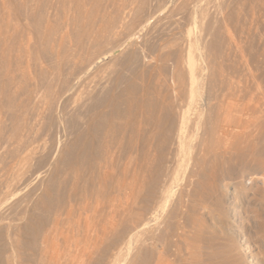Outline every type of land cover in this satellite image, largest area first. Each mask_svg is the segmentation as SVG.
I'll list each match as a JSON object with an SVG mask.
<instances>
[{
	"label": "rangeland",
	"instance_id": "obj_1",
	"mask_svg": "<svg viewBox=\"0 0 264 264\" xmlns=\"http://www.w3.org/2000/svg\"><path fill=\"white\" fill-rule=\"evenodd\" d=\"M188 57L202 75L200 99L215 105L197 106L196 140L222 109L240 152L206 156L203 176L197 167L192 177L201 164L194 138L180 181H170L169 134L187 108ZM137 169L146 182L133 189ZM263 172L264 0H0V264H36L44 236L53 258L69 251L82 256L76 264H108L104 253L118 241L115 264H153L158 228L168 264H264ZM162 186L173 189L164 206ZM69 201L73 213L56 230L54 214ZM137 219L148 227L131 229Z\"/></svg>",
	"mask_w": 264,
	"mask_h": 264
},
{
	"label": "bare ground",
	"instance_id": "obj_2",
	"mask_svg": "<svg viewBox=\"0 0 264 264\" xmlns=\"http://www.w3.org/2000/svg\"><path fill=\"white\" fill-rule=\"evenodd\" d=\"M123 7V6H122ZM121 7V8H122ZM116 48V47H115ZM115 51H118V49H112V51L111 52H109V53H112V52H115ZM190 55V54H189ZM188 67H189V85H188V102H187V108H186V110L180 115V117H179V122L177 121V126L176 127H174V129H172V130H170L171 131V134H169L170 133V131H169V135H171V137H170V140H171V138H172V144H173V146H174V149H173V152H172V154L171 155H169L170 157L172 156V160L171 161H173V165H175L176 164V166L177 167H175L174 168V173H172L171 172V170H170V172L174 175V177L173 178H171V176H170V178H171V180L170 181H174V180H176V181H178L176 178H175V175H176V177H178L177 176V174H176V172L178 171V167L180 166L179 164H182V159L186 156V155H188L189 153H190V151H192V149L194 148V146L192 145V142H193V140H194V138H195V140H196V137H195V131H197V130H199L200 128H201V126H202V120H203V112L204 111H199L198 110V105H200L201 104V106L203 105V107H206L207 105H209V107H210V105L212 104V106H215L213 103H211V104H207V103H205V104H203V97H202V99H200L201 98V96H200V94L197 92V89H196V87H195V84H196V80H197V76H202V75H197V73L199 72V70H198V68L196 67V65H195V63H194V60H192V58L191 57H188ZM198 70V71H197ZM200 74H201V70H200ZM211 90V89H210ZM211 92V91H210ZM209 92V93H210ZM212 93V92H211ZM208 95V94H207ZM206 95V96H207ZM213 96L214 95H211V96H207V99L205 100V102H207L208 101V97H209V99L210 100H212L213 99ZM210 97H212V99L210 98ZM214 101V100H213ZM200 102H202V103H200ZM40 103H42V101L40 102ZM211 106V107H212ZM216 106H217V104H216ZM221 107V106H220ZM222 108V107H221ZM206 109V108H205ZM207 109H209V108H207ZM213 109V108H212ZM216 109H220V108H216ZM202 110V109H201ZM221 110L222 109H220L219 110V113L218 114H215L216 112H211L213 115H216V116H213V118H211V116H210V118H211V120H209V122H208V126H207V129H206V131L204 132V134L202 135V136H204V140H202L200 143H198L199 141L198 140H196L197 141V143L195 142L194 144H195V146H196V144H198L197 145V148L196 149H198V150H200V155H199V159H200V165H199V161L198 162H195V164H194V168H195V170H192L191 172H195L196 171V168L198 167V169H204V166H206L204 163H208V164H210L209 163V161H207V162H205V160H208L207 158H206V156H208V155H212L211 157H213V156H217V158H218V156L220 157H225V156H227V155H230L233 151L236 153L237 151L238 152H240L239 150L240 149H238V150H236L238 147H239V145H237L235 142H233V141H235V139H233V140H231V138H229L231 135H232V133H233V130L232 129H235V128H233V126L228 122V120H226V118H228L229 119V117L228 116H225L224 117V112H223V110H222V112H221ZM207 111V110H206ZM211 111V110H210ZM191 112V113H190ZM142 111L139 113V116H141L142 114ZM209 113V112H208ZM206 115V114H205ZM208 115V114H207ZM211 115V114H210ZM138 116V115H137ZM142 117V116H141ZM141 119V118H140ZM231 120V119H230ZM229 120V121H230ZM239 120V119H238ZM139 121H141V120H138V122ZM241 121V120H240ZM137 122V123H138ZM191 122H192V128H193V131L192 132H187V128H189L190 127V125H189V123L191 124ZM205 122V121H204ZM206 123V122H205ZM242 123V122H241ZM207 124V123H206ZM245 124V123H244ZM140 125H142V122H139L138 123V130L140 131ZM237 125V124H236ZM145 126V125H144ZM155 126V125H154ZM169 126V125H168ZM189 126V127H188ZM247 126V125H246ZM146 127V126H145ZM142 128V127H141ZM148 128V127H147ZM173 128V127H172ZM149 129V128H148ZM154 129V128H153ZM190 129V128H189ZM142 130V129H141ZM165 130V129H164ZM163 130V131H164ZM239 130H241V129H239ZM204 131V130H203ZM234 132H235V130H234ZM241 132V131H240ZM149 133H151V131L149 132ZM198 133H199V131H198ZM197 133V134H198ZM236 133V135H238L237 134V132H235ZM249 133V132H248ZM247 133V134H248ZM164 134V133H163ZM196 134V135H197ZM243 134V133H242ZM234 135V134H233ZM246 135V134H245ZM240 135H238L237 137H239ZM243 136V135H242ZM242 136L241 137H239V138H237L235 135H234V137H236V139H238L237 140V142H239V140H241V138H242ZM250 136V135H249ZM248 136V137H249ZM254 136V135H253ZM149 137V136H148ZM198 137V136H197ZM251 137V136H250ZM168 139H169V137H167ZM228 138H229V140H228ZM233 138V137H232ZM244 138V137H243ZM242 138V139H243ZM245 139V138H244ZM243 139V140H244ZM232 141V143H231V141ZM243 140L241 141L242 143H243ZM248 140V139H247ZM228 141H230V142H228ZM241 142H239V143H241ZM145 143V142H144ZM233 143H235L234 144V146H232L233 145ZM249 144V143H248ZM150 145V144H149ZM144 146V145H143ZM146 146V145H145ZM236 146V147H235ZM255 147V146H254ZM147 148H149V146H147ZM147 148H146V150H147ZM242 149V148H241ZM236 150V151H235ZM242 150H244V149H242ZM246 150V149H245ZM244 150V151H245ZM249 150V149H248ZM148 151H151L150 150V148H149V150H147V152ZM253 151H254V149H253ZM193 152V151H192ZM191 152V153H192ZM197 153H198V151H196ZM237 152V153H238ZM243 152V151H242ZM241 152V153H242ZM149 153V152H148ZM239 154V153H238ZM168 155V154H167ZM190 155V154H189ZM196 155V154H195ZM168 156V157H169ZM191 156V155H190ZM190 156H188V157H190ZM196 157V156H195ZM220 157V158H221ZM223 157V158H224ZM163 158V157H162ZM188 159V158H187ZM191 159V158H190ZM212 159V158H211ZM106 160V159H105ZM164 160H166L165 158H164ZM163 160V161H164ZM183 160H186V158L185 159H183ZM215 160V159H214ZM170 161V162H171ZM181 162V163H180ZM166 163H167V160H166V162H165V165H166ZM198 163V164H197ZM258 163V162H257ZM163 164V163H162ZM168 164H169V161H168ZM168 164H167V166H168ZM184 164V163H183ZM165 165H163V166H165ZM204 165V166H203ZM262 165V164H261ZM163 166H162V168H163ZM166 166V167H167ZM138 167H140V165L138 166ZM181 167V166H180ZM183 167V166H182ZM184 167H186L185 165H184ZM207 167H210V166H208L207 165ZM142 168V167H141ZM167 168H169V166L167 167ZM133 169V168H132ZM143 169V168H142ZM161 169V168H160ZM166 169V168H165ZM169 169H171V167L169 168ZM180 169H184V168H180ZM197 169V170H198ZM201 169H200V171H201ZM104 170V169H103ZM163 170V169H162ZM161 170V172L162 173H167V170H166V172H163ZM205 170V169H204ZM212 170V169H211ZM260 170V169H259ZM72 171V170H71ZM91 171V170H90ZM124 171V170H123ZM141 172H142V170L141 169H137L136 171H134L132 174H131V177H130V180L132 181L131 182V186H132V188L133 189H135V188H137L139 185V183H140V179L142 178L141 177ZM169 172V173H170ZM179 172V173H178ZM177 173L178 174H180V172H181V170L180 171H178ZM184 172V171H183ZM204 172V171H203ZM212 172H213V170H212ZM105 173V172H104ZM109 173V172H108ZM120 173V172H119ZM143 173H144V171H143ZM198 173H202V171L201 172H198ZM197 173V171H196V173L192 176V177H195L196 176V174H198ZM210 173H211V171H210ZM264 173V172H263ZM117 174V173H116ZM124 174V173H123ZM192 174V173H191ZM203 174L204 173H202V176H203ZM71 175V174H70ZM110 175V174H109ZM168 175V174H167ZM184 175V174H183ZM199 175V174H198ZM201 175V174H200ZM106 176V178L108 179H110V177L108 176V174L107 173H105V175H104V177ZM130 176V175H129ZM142 176H143V174H142ZM159 176H161V177H159V178H162V179H164L163 178V176H164V174H160ZM209 176H211V174L209 175ZM78 177V176H77ZM103 177V178H104ZM153 177V176H152ZM102 178V179H103ZM168 178H169V176H168ZM188 178V177H187ZM198 178V177H197ZM196 178V179H197ZM98 179V178H97ZM108 179V180H109ZM185 179V178H184ZM100 180V179H99ZM104 180V179H103ZM154 180H156V179H154ZM189 180V179H188ZM194 180V179H193ZM105 181V180H104ZM142 181H144L143 180V178H142ZM157 181H162V180H157ZM156 181V182H157ZM180 181V180H179ZM112 182V181H111ZM114 182H116V181H114ZM144 182H146V181H144ZM188 182V181H187ZM187 182H186V184H187ZM191 182V181H190ZM199 181H198V179H197V181L195 182L196 184L198 183ZM207 182V181H206ZM96 183V182H95ZM107 183V182H106ZM118 184H123V183H119V182H117ZM116 183V184H117ZM164 183V182H163ZM172 183L173 182H170V185L172 186ZM93 184V183H92ZM129 184V183H128ZM144 184H146V183H144ZM155 184V183H154ZM162 184V183H161ZM189 184V183H188ZM187 184V188H188V185ZM207 184L209 185V183L207 182ZM227 184V183H226ZM120 185H118V186H120ZM125 185V184H124ZM141 183H140V186L138 187V188H141ZM157 185V184H156ZM155 185V186H156ZM159 185H160V183L158 184V187H159ZM181 185V184H180ZM179 185V186H180ZM192 185V184H191ZM190 185V186H191ZM198 185V184H197ZM202 185V184H201ZM93 186V185H92ZM107 186V185H106ZM123 186V185H122ZM121 186V187H122ZM227 186V185H226ZM116 187V186H115ZM114 187V188H115ZM120 187V188H121ZM124 187V186H123ZM153 187V186H152ZM157 187V186H156ZM163 187V189L161 190V196L159 195V198H157L158 200L160 199V203L162 202V203H166L167 202V200H169L168 198L169 197H171L170 195H169V193L174 189V183H173V189L172 190H170V192H169V187H165L164 188V186H162ZM178 187V186H177ZM192 187V186H191ZM190 187V188H191ZM200 187H202V186H200ZM203 187H204V185H203ZM207 187H209V189H210V187H211V185L210 186H207ZM206 187V188H207ZM105 188V187H104ZM118 188V187H117ZM159 188H161V186L159 187ZM186 188V189H187ZM205 188V187H204ZM203 188V189H204ZM227 188V187H226ZM96 189V188H95ZM116 189V188H115ZM130 189V188H129ZM151 189V188H150ZM153 189V188H152ZM151 189V190H152ZM80 190V189H79ZM112 190V189H111ZM138 190H141V189H138ZM138 190H137V192H138ZM154 190H156V189H154ZM175 190V189H174ZM191 190V189H190ZM189 190V191H190ZM194 190V189H193ZM93 191V190H92ZM160 191V190H159ZM187 191V190H186ZM184 192V193H187V192ZM188 191V192H189ZM210 191V190H209ZM228 191V190H227ZM130 192V191H129ZM140 192V191H139ZM138 192V193H139ZM174 192V191H173ZM193 193H194V191H192ZM192 192H190L191 193V195H192ZM71 193V192H70ZM79 193V192H78ZM85 193V192H84ZM98 193H99V191H98ZM106 193V192H105ZM109 193H110V190H109ZM128 193V192H127ZM154 193V192H153ZM156 193V192H155ZM154 193V194H155ZM211 193V192H210ZM113 194V193H112ZM188 194V193H187ZM187 194H183L182 192H181V196L183 195H185V196H187ZM203 194V193H202ZM77 195V194H76ZM76 195L74 194V196L76 197ZM86 195V194H85ZM85 195H83V196H85ZM123 195V194H122ZM132 195H133V193H132ZM150 195V194H149ZM174 195V194H173ZM190 195V194H189ZM196 195V194H195ZM73 196V195H72ZM193 196H194V194H193ZM77 197H79V195H77ZM86 197V196H85ZM150 197V196H149ZM158 197V196H157ZM174 197V196H173ZM172 197V198H173ZM177 197H179L178 199H179V201H180V196H177ZM187 197H189V196H187ZM187 197H184L185 199H187ZM196 197V196H195ZM195 197L193 198V197H189V198H191L192 200H195ZM72 198H74V197H72ZM80 198H82L81 197V195H80V197L78 198V199H80ZM89 198H90V196H89ZM184 198H182V199H184ZM77 199V200H78ZM181 199V203L182 204H180L181 206L184 204V200H182ZM201 199H202V197H201ZM200 199V200H201ZM73 200V199H72ZM76 200V198L74 199V201ZM81 200V199H80ZM87 200V199H86ZM114 200V199H113ZM116 200V199H115ZM114 200V201H115ZM172 200V199H171ZM192 200H191V203L193 204V202H192ZM89 201V200H88ZM110 201V200H109ZM175 201V200H174ZM178 201V202H179ZM184 201V202H183ZM190 201V200H189ZM204 201V203H205V200H203ZM210 201V200H209ZM78 202V201H77ZM85 201H83V203H84ZM144 202V201H143ZM147 202V201H146ZM153 202H156V200L155 201H153ZM158 202V203H159ZM198 202V201H197ZM201 202H202V200H201ZM200 202V205L203 203H201ZM212 202V201H211ZM79 203V202H78ZM82 203V201H81V204H83ZM135 203H136V201H135ZM157 203V202H156ZM158 203L156 204V207H157V205H158ZM161 203V205H163ZM169 201H168V206H169ZM176 203H177V201H176ZM189 203V202H188ZM199 203V202H198ZM81 204H78V205H81ZM104 204V203H103ZM137 204H139V203H137ZM152 204H155V203H152ZM195 204V203H194ZM197 204V203H196ZM195 204V205H196ZM207 204V203H206ZM151 205V204H150ZM191 205V204H190ZM198 205V204H197ZM196 205V206H197ZM204 205V204H203ZM203 205H201L202 207H203ZM131 206V205H130ZM146 206H148V204L146 205ZM153 206V205H152ZM164 206V205H163ZM167 206V207H168ZM177 206H178V203H177ZM194 206V205H193ZM196 206H194V208L196 207ZM199 206V205H198ZM198 206H197V208H198ZM211 206V205H210ZM212 206H214V205H212ZM62 207V206H61ZM64 208H65V206H63ZM76 207V206H75ZM127 207V206H126ZM139 207H140V205H139ZM142 207V206H141ZM154 207H155V205H154ZM153 207V208H154ZM162 207V206H161ZM166 207V206H165ZM183 207H185V204H184V206ZM190 207V206H189ZM63 208V209H64ZM80 208V207H79ZM128 208H129V206H128ZM133 208V207H132ZM175 208H178V207H175L174 206V208L173 209H175ZM179 208H181V207H179ZM190 208H192V206L190 207ZM206 208V207H205ZM205 208H203V209H205ZM208 208V207H207ZM62 209V208H61ZM62 209V210H63ZM72 209H74V207L72 208V205H71V203H70V201H69V203H68V205L66 206V208L63 210V212H61L60 210H57V212H59L60 211V213L57 215V214H54L55 215V218L52 220V225L54 226V228L57 230V227L61 224V222L63 221V217H70L71 215H72ZM87 209V208H86ZM95 209V208H94ZM138 209V208H137ZM141 209V208H140ZM155 209V208H154ZM182 209V208H181ZM199 209H200V206H199ZM202 209V208H201ZM202 209V210H203ZM219 209V208H218ZM100 210V209H99ZM104 210V209H103ZM124 210V209H123ZM132 210H134V209H132ZM155 210H157V209H155ZM161 210V209H160ZM171 210V209H170ZM183 210H185V209H183ZM190 210V209H189ZM194 210V209H193ZM207 210V209H206ZM210 210V209H209ZM216 210V209H215ZM86 211V210H85ZM97 211V210H96ZM107 211V210H106ZM135 211H136V208H135ZM149 211L151 212V211H153V210H150V208L148 209V211H146V212H148L149 213ZM159 211V210H158ZM163 211V210H162ZM177 211V210H176ZM181 211V210H180ZM204 211V210H203ZM132 212V211H131ZM139 212V211H138ZM145 212V213H146ZM161 212V211H160ZM188 212V211H187ZM201 212V211H200ZM214 212V211H213ZM218 212H220V210L218 211ZM77 213V212H76ZM75 213V214H76ZM102 213V212H101ZM135 213V212H134ZM141 213H143L142 211H141ZM141 213H139V214H141ZM145 213H143V214H145ZM148 213H147V215H148ZM171 214L173 213L172 212V210H171V212H170ZM109 214V213H108ZM151 214L152 215H154L155 213H154V211H153V213H150V216H151ZM177 213H175L174 215L175 216H178L179 217V214L178 215H176ZM183 214V213H182ZM215 214V213H214ZM218 214H220V213H218ZM173 215V214H172ZM220 215H222V214H220ZM219 215V216H220ZM132 216H133V214H132ZM138 216V215H137ZM156 216H157V214H156ZM167 216H169V213H168V215ZM181 216V215H180ZM183 216V215H182ZM212 216H213V214H212ZM216 216H217V213H216ZM139 217V216H138ZM141 217V216H140ZM139 217V218H140ZM174 216H172V219L174 220V218H176V217H174ZM177 217V218H178ZM127 218V217H126ZM129 218V217H128ZM130 218H132V217H130ZM145 218V217H144ZM155 218V217H154ZM180 218V217H179ZM213 218V217H212ZM214 218H215V216H214ZM219 218V217H218ZM221 218H223V217H220L219 219H221ZM133 219H135V218H133ZM167 219V218H166ZM166 219H164L163 221H164V224L165 223H168V221H165ZM168 219H170L169 217H168ZM225 220H226V218H224ZM128 220V219H127ZM140 220H142V219H140ZM139 220V221H140ZM146 220V219H145ZM144 219H143V223H141V221L140 222H138V219L136 220L137 222L135 223V221H134V226H133V228L132 227H130L131 229H133V230H136V229H138V228H140L141 230H143L142 228H144L145 226H147L146 224H144V221H145ZM156 220H157V218H156ZM172 220V221H173ZM176 220V219H175ZM174 220V222H176ZM178 220V219H177ZM181 220V219H180ZM130 221V220H129ZM128 221V222H129ZM147 221V220H146ZM152 221H153V219H152ZM172 221H171V223H172ZM179 221V220H178ZM188 221V220H187ZM192 221V220H191ZM161 222V221H160ZM189 222V224L191 223L190 221H188ZM214 222V221H213ZM147 223V222H146ZM163 223V222H162ZM187 223V222H186ZM216 223V222H215ZM173 224V223H172ZM183 224V223H182ZM189 224H187V225H189ZM192 224V223H191ZM218 224V223H217ZM37 224H35V226H36ZM163 225V224H162ZM161 225V226H162ZM174 225V224H173ZM193 225V224H192ZM219 225V224H218ZM223 225H226V224H223ZM34 226V225H33ZM150 226V225H149ZM160 226V225H159ZM160 226V227H161ZM167 226V229H168V225H166ZM170 226H171V224H170ZM169 226V227H170ZM177 226H181V225H178L177 224ZM176 226V227H177ZM196 226V225H195ZM213 226H214V224H213ZM229 226V225H228ZM231 226V225H230ZM49 227V226H48ZM101 227V226H100ZM129 227V226H128ZM148 227V226H147ZM163 227H164V225H163ZM163 227H161V228H163ZM174 227V226H173ZM182 227V226H181ZM180 227V229H182ZM214 227H216V229H217V225H215ZM38 228V227H37ZM52 228L53 227H51V230H52ZM80 228V227H79ZM153 228V227H152ZM155 228V227H154ZM184 228H185V226H184ZM195 228V227H194ZM226 228V227H225ZM47 229H49V228H47ZM106 229V228H105ZM131 229H130V232H131ZM145 229V228H144ZM156 229V228H155ZM186 229V228H185ZM185 229H183V230H185ZM191 229V228H190ZM199 229V228H198ZM220 229H222V228H220ZM228 229V228H227ZM227 229H225V230H227ZM43 230V229H42ZM128 230V229H127ZM141 230H140V232H141ZM159 230H160V228H158V229H156V231H155V233H152V235H151V237L149 238V243H150V246L153 248V250L155 251V253H156V256H155V258L153 257V256H151V258H154V263L153 264H168V263H166V255L167 254H164V252H162V249L164 248V246H163V241H165V240H163V239H159L158 238V233H156V232H159ZM162 230H165L166 231V229H162ZM161 230V231H162ZM224 230V229H223ZM229 230V229H228ZM227 230V231H228ZM31 231V230H30ZM46 231V230H45ZM160 231V232H161ZM29 232V231H28ZM36 232V231H35ZM78 232V231H77ZM128 232V231H127ZM136 232H138V231H136ZM139 232V233H140ZM151 232V231H150ZM154 232V231H153ZM163 232V231H162ZM173 232V231H172ZM183 232V231H182ZM188 232H189V230H188ZM198 232V231H197ZM206 232H208V231H206ZM223 232H226V231H222V234H223ZM231 232H232V229H231ZM239 232V231H238ZM57 233V232H56ZM142 233V232H141ZM48 234V233H47ZM85 235H87V233H84ZM89 234V233H88ZM103 234V233H102ZM121 234V233H120ZM134 234H136V233H134ZM157 234V235H156ZM162 234V233H161ZM165 234V233H164ZM184 234H187V233H184ZM192 234V233H191ZM196 234V233H195ZM228 234H230L229 236H231V234L232 233H228L227 232V235ZM69 235V234H68ZM85 235H83L84 236V238H85ZM128 235V234H127ZM137 235H138V233H137ZM136 235V236H137ZM140 235V234H139ZM142 235V234H141ZM194 235V234H193ZM35 236H36V234H35ZM40 236V235H39ZM195 236V235H194ZM6 237V236H5ZM49 237V236H48ZM122 237H124V236H122ZM227 237V236H226ZM6 238H8V237H6ZM89 238H91L90 236H89ZM87 236H86V240L88 239V240H90ZM118 238V237H117ZM140 238V237H139ZM148 238V237H147ZM178 238H179V235H178ZM187 238V237H186ZM198 238V237H197ZM230 238H232V236L230 237ZM242 238V237H241ZM3 239V238H2ZM31 239V238H30ZM43 239V238H42ZM82 239H83V237H82ZM92 239V238H91ZM121 239V238H120ZM124 239V238H123ZM127 239V238H126ZM180 239V238H179ZM178 239V240H179ZM212 239V238H211ZM215 239V238H214ZM34 240H36V239H34ZM33 240V241H34ZM38 240V239H37ZM36 240V241H37ZM40 240V239H39ZM51 240V239H50ZM85 240V239H84ZM83 240V241H84ZM130 240V239H129ZM7 241V240H6ZM54 241V240H53ZM113 241H115V240H113ZM121 241V240H120ZM180 241V243L181 242H183V241H181V240H179ZM52 242V241H51ZM81 242H82V240H81ZM80 242V243H81ZM116 242V241H115ZM147 242V240L145 241V243ZM170 242H172V241H170ZM79 243V244H80ZM84 243V242H83ZM82 243V244H83ZM86 243H87V241H86ZM118 243L120 244V242L118 241ZM117 243V244H118ZM235 243V242H234ZM8 244V243H7ZM13 244V243H12ZM12 244H10V245H12ZM52 243H50L49 241H48V238H47V236H44V239H43V241H42V246H41V249H40V252H39V255H38V259H37V261H36V264H76V260L75 259H73L76 255H74V257H72L71 255H73V254H71V253H69V251H67L66 253L63 251V253H65V255H62V257L60 256V257H58V258H53L52 256L54 255V249H52L53 247H55L54 245H52V248H50V245H51ZM117 244H116V246H117ZM182 244V243H181ZM181 244H180V246H181ZM230 244H231V242H230ZM9 245V246H10ZM23 245V244H22ZM113 245H114V243H113ZM113 245H111V246H113ZM236 245V244H235ZM234 245V246H235ZM16 246V245H15ZM40 246V245H39ZM79 245H77L76 244V248L78 247ZM116 246L114 245V247H112L111 249H109L108 250V252L105 254L104 253V255H105V259H106V261L107 262H109L108 264H115V260H114V258H115V254L113 255V251H115V249H116ZM145 246V245H144ZM11 247H13V245L11 246ZM173 247V246H172ZM244 247V246H243ZM69 248V247H68ZM110 248V247H109ZM141 248H143V246L141 247ZM140 248V249H141ZM189 248V247H188ZM238 248V247H237ZM39 249V248H38ZM50 249H51V252H52V254H50ZM78 249V248H77ZM173 249H174V247H173ZM240 249V248H239ZM239 249H236V251L237 250H239ZM69 250H71L70 248H69ZM118 250V249H117ZM192 250V249H191ZM57 251V250H56ZM74 251H76V253H77V250L75 249V250H73V252ZM79 251H81V249L79 250ZM83 251V250H82ZM174 251H175V249H174ZM173 251V252H174ZM72 252V251H71ZM72 252V253H73ZM105 252V251H104ZM150 252V251H149ZM152 252V251H151ZM178 252V251H177ZM56 253L57 252H55V255H56ZM166 253H168V252H166ZM176 253V252H175ZM188 253V252H187ZM189 253H191L190 251H189ZM177 254V253H176ZM192 254V253H191ZM52 255V256H51ZM61 255V254H60ZM180 255V254H179ZM236 255V254H235ZM81 256V255H80ZM107 256V257H106ZM182 256V255H181ZM192 256V255H191ZM78 257V256H77ZM77 257H75V258H77ZM82 257V256H81ZM81 257H78V259L79 258H81ZM102 257V256H101ZM168 257V256H167ZM188 257V256H187ZM234 257V256H233ZM232 257V258H233ZM33 258V257H32ZM103 258V259H104ZM111 258H112V260H111ZM77 259V260H78ZM103 259H102V261H103ZM109 259L111 260V263H110V261H109ZM182 259H183V257H182ZM190 259V258H189ZM153 260V259H152ZM233 260H234V258H233ZM183 261H184V259H183ZM104 263L103 264H105V260L103 261ZM175 262V261H174ZM185 262V261H184ZM187 262V261H186ZM255 262V261H254ZM257 262H259L258 260H257ZM100 263V262H99ZM102 263V262H101ZM242 263V262H241ZM264 263V262H263ZM8 264H11V263H8ZM152 264V263H151ZM257 264H259V263H257Z\"/></svg>",
	"mask_w": 264,
	"mask_h": 264
}]
</instances>
